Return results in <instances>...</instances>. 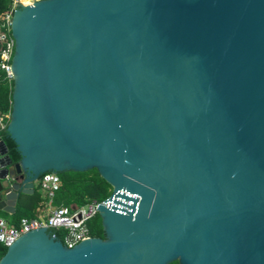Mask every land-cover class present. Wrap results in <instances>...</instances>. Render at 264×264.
<instances>
[{"label": "water", "instance_id": "1", "mask_svg": "<svg viewBox=\"0 0 264 264\" xmlns=\"http://www.w3.org/2000/svg\"><path fill=\"white\" fill-rule=\"evenodd\" d=\"M14 11L0 212L96 169L105 239L41 228L0 264H264V0H31Z\"/></svg>", "mask_w": 264, "mask_h": 264}, {"label": "trees", "instance_id": "2", "mask_svg": "<svg viewBox=\"0 0 264 264\" xmlns=\"http://www.w3.org/2000/svg\"><path fill=\"white\" fill-rule=\"evenodd\" d=\"M35 1V0H34ZM27 2H30L27 0ZM15 0H0V22L4 20L7 14H9L14 7ZM13 91L14 80H9L5 72V68L2 64L0 57V113L11 114L13 105ZM10 122V121H9ZM0 137H2L8 147L9 155L17 164L21 160V156L17 151L16 144L9 137L7 130L0 131ZM60 177V188L56 192L54 205L56 206H69L80 207L85 206L88 203L96 202L98 204L107 200L112 194V187L101 178L99 172L89 170L87 172H65L58 174ZM37 188H41L38 184L35 188V192L32 196L21 195L20 201L17 206L16 213L10 216V222L15 226H19V222L22 218L44 220L48 213V198L45 195L40 196L34 202L35 207L31 210H22L21 206L24 204L22 201L26 197H33L37 195ZM3 213V212H2ZM6 214V213H4ZM89 226L93 237L105 239L102 219L97 214L90 222ZM52 235L57 239L62 240V230H52ZM8 248L0 243V259L5 256ZM171 264H179L174 262Z\"/></svg>", "mask_w": 264, "mask_h": 264}, {"label": "built area", "instance_id": "3", "mask_svg": "<svg viewBox=\"0 0 264 264\" xmlns=\"http://www.w3.org/2000/svg\"><path fill=\"white\" fill-rule=\"evenodd\" d=\"M22 4L21 0H15L13 10L0 22V57L9 80L14 79L12 62L15 54L16 41L12 35V21L14 11ZM11 119V114L0 113V131H6ZM46 193L49 207L47 217L44 220L22 218L19 226L8 222L0 216V243L7 248L18 241L22 236L41 228L48 230H62V243L68 249L93 238L89 222L99 214L98 203H88L85 206L69 207L54 206L56 192L60 188V177L50 174L41 177L37 185ZM54 236V235H53ZM56 237V236H54ZM1 260V259H0Z\"/></svg>", "mask_w": 264, "mask_h": 264}, {"label": "rangeland", "instance_id": "4", "mask_svg": "<svg viewBox=\"0 0 264 264\" xmlns=\"http://www.w3.org/2000/svg\"><path fill=\"white\" fill-rule=\"evenodd\" d=\"M20 1V0H18ZM28 1H31V0H28ZM29 2H27L28 4ZM37 195L36 196H33V197H26L23 199V205L21 206L22 210H31L35 207L34 205V202L37 198H39L40 196L42 195H45V192L41 189V188H37ZM56 206V204L54 205ZM0 216L4 217L6 220H10V216H8L7 214H4L2 212H0Z\"/></svg>", "mask_w": 264, "mask_h": 264}, {"label": "bare ground", "instance_id": "5", "mask_svg": "<svg viewBox=\"0 0 264 264\" xmlns=\"http://www.w3.org/2000/svg\"><path fill=\"white\" fill-rule=\"evenodd\" d=\"M21 3H22V4L29 5L31 2H29V3L27 4V0H21Z\"/></svg>", "mask_w": 264, "mask_h": 264}, {"label": "crops", "instance_id": "6", "mask_svg": "<svg viewBox=\"0 0 264 264\" xmlns=\"http://www.w3.org/2000/svg\"><path fill=\"white\" fill-rule=\"evenodd\" d=\"M34 185H35V188H36V186H37V182L36 183H34ZM26 196H32V195H26ZM18 206V205H17ZM16 210H17V207H16ZM49 210V209H48ZM8 222H10L9 220H8ZM11 223V222H10ZM11 224H13V223H11ZM14 225V224H13Z\"/></svg>", "mask_w": 264, "mask_h": 264}]
</instances>
